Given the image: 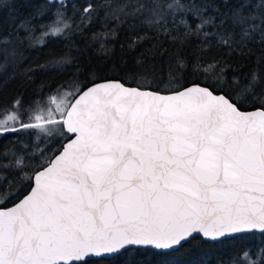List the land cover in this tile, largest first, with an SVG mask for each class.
I'll return each instance as SVG.
<instances>
[{
    "label": "snow or ice",
    "instance_id": "snow-or-ice-1",
    "mask_svg": "<svg viewBox=\"0 0 264 264\" xmlns=\"http://www.w3.org/2000/svg\"><path fill=\"white\" fill-rule=\"evenodd\" d=\"M16 2L0 0V77H29L26 50L49 39L65 50L39 70L73 71L0 108V203L17 197L0 206V264H131L142 249L264 233V0H46L51 19L13 13L4 31ZM122 29L130 50L154 40L167 59L86 86L80 57H110ZM257 46L238 74L229 59ZM213 47L224 56L207 59ZM229 264H264V248Z\"/></svg>",
    "mask_w": 264,
    "mask_h": 264
},
{
    "label": "trees",
    "instance_id": "trees-1",
    "mask_svg": "<svg viewBox=\"0 0 264 264\" xmlns=\"http://www.w3.org/2000/svg\"><path fill=\"white\" fill-rule=\"evenodd\" d=\"M89 2L98 3L99 0H69V3L74 5L76 9H82ZM9 3H11V0H9ZM38 11L48 13L43 17L44 21L51 19V11L46 0H17L14 6L7 7L3 11L4 31H10L11 29L10 18L16 19L17 16L19 18L31 17ZM69 11H71V7ZM13 13H16L17 16H14ZM77 16H79V12ZM41 22L40 20L35 21L36 24ZM95 27L96 25L94 24L93 28ZM39 33L40 30L37 29V35ZM127 42L128 33L122 29L119 39L115 41V51L110 57L98 56L91 49L80 57L79 62L84 69L80 79L85 82L86 86L96 81L121 79L122 77L132 80V75L126 76L125 74L138 70L136 66L137 59H142L145 66L156 64L158 70L167 59V53L161 56L159 54L160 50L152 49V44L155 43L154 40L145 41L136 47L135 50H130ZM64 44L65 41L61 39H49L42 47L37 46L34 49L26 50L27 59L22 67L30 65L37 70L32 72L29 77L17 74L14 79H10L9 76L12 70L9 69L7 73L0 77V108L4 106L11 107L13 101L21 96L26 106L27 102L42 85L50 84L55 87L62 80L68 79L73 71L71 68L64 72L63 75L55 69L48 71L39 70V66L42 63L60 55L65 50ZM121 45L124 46L121 47ZM164 48L171 50V46L167 43L164 44ZM154 51L156 52L155 57H153ZM224 51V49L213 47L212 51L206 54V58L222 57L224 56ZM259 54L260 48L257 46L252 56L233 55L229 59V63L238 74L243 75L252 69L253 61ZM225 58L228 59L227 57ZM89 77L90 79H88ZM132 85L135 86V84ZM248 109L250 108H244V110ZM32 134L34 135V133ZM17 135L22 137L23 133H18ZM12 139L14 137L8 136L4 142L7 143ZM7 175L12 176L13 173H7ZM24 194L26 192L21 193L19 198ZM16 199L17 197H12L6 202L0 203V206H9L15 203ZM259 248H264V233L253 232L220 241H204L200 237H196L175 251L163 253L152 249H142L134 255L129 254L127 259L131 264H229L230 257L241 249H249L252 253H255Z\"/></svg>",
    "mask_w": 264,
    "mask_h": 264
},
{
    "label": "water",
    "instance_id": "water-1",
    "mask_svg": "<svg viewBox=\"0 0 264 264\" xmlns=\"http://www.w3.org/2000/svg\"><path fill=\"white\" fill-rule=\"evenodd\" d=\"M108 80H116V79H108ZM96 82H100V81H96ZM131 86H133V85H131ZM244 110V109H243ZM248 110H251V109H248ZM22 198V197H21ZM10 206H12V204L11 205H9V206H3V207H10ZM253 232H256V233H261L260 231H253ZM253 232H250V233H253ZM153 250V249H152ZM170 252V251H169Z\"/></svg>",
    "mask_w": 264,
    "mask_h": 264
},
{
    "label": "rangeland",
    "instance_id": "rangeland-1",
    "mask_svg": "<svg viewBox=\"0 0 264 264\" xmlns=\"http://www.w3.org/2000/svg\"><path fill=\"white\" fill-rule=\"evenodd\" d=\"M31 136H33L32 133H27V134L23 133V136L22 137H28V138H30Z\"/></svg>",
    "mask_w": 264,
    "mask_h": 264
}]
</instances>
